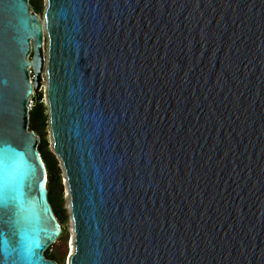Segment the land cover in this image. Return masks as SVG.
<instances>
[{
    "label": "water",
    "instance_id": "obj_1",
    "mask_svg": "<svg viewBox=\"0 0 264 264\" xmlns=\"http://www.w3.org/2000/svg\"><path fill=\"white\" fill-rule=\"evenodd\" d=\"M45 69L70 264H264V0H0V264H57Z\"/></svg>",
    "mask_w": 264,
    "mask_h": 264
},
{
    "label": "rangeland",
    "instance_id": "obj_2",
    "mask_svg": "<svg viewBox=\"0 0 264 264\" xmlns=\"http://www.w3.org/2000/svg\"><path fill=\"white\" fill-rule=\"evenodd\" d=\"M31 11L39 15L44 21V14L48 6V0H29ZM48 41V40H47ZM45 41L44 55H47L48 45ZM42 85L35 93L34 107L29 112L35 116L29 121V130L34 129L39 137L40 153L43 155L48 167V189L51 190L50 200L54 213L62 226V233L50 248L45 252L47 259L57 262V264H68L71 254V243L73 239L72 228L75 230L72 218L71 195L69 194V184L63 162L54 149V140L50 127V114L47 99V75L46 69L42 75ZM39 107V114L36 113ZM52 180L50 183V179ZM69 196H68V195ZM70 197V198H69ZM75 236V232H74ZM75 246V237H74Z\"/></svg>",
    "mask_w": 264,
    "mask_h": 264
},
{
    "label": "snow or ice",
    "instance_id": "obj_3",
    "mask_svg": "<svg viewBox=\"0 0 264 264\" xmlns=\"http://www.w3.org/2000/svg\"><path fill=\"white\" fill-rule=\"evenodd\" d=\"M6 177H7V170L2 164H0V190H2L4 185L6 184ZM37 247H38V244H37ZM28 252L30 256L35 255V252L32 248H29Z\"/></svg>",
    "mask_w": 264,
    "mask_h": 264
},
{
    "label": "trees",
    "instance_id": "obj_4",
    "mask_svg": "<svg viewBox=\"0 0 264 264\" xmlns=\"http://www.w3.org/2000/svg\"><path fill=\"white\" fill-rule=\"evenodd\" d=\"M39 111H42L41 109L39 110V107L37 108V110H36V113H38L39 114ZM31 113V112H30ZM35 116V112L33 113V114H30V119H31V117L33 118ZM30 130H34V129H30ZM38 149H39V151H40V147L38 146ZM41 152V151H40ZM42 159H43V162H44V164H45V166H46V169H47V172H49L50 170H49V167H48V165H47V163H46V161H45V159H44V157H43V155H42ZM51 180H52V176H51V179H50V183H51ZM49 188V187H48ZM49 190V194H48V198H49V201H50V203H51V200H50V195H51V190L50 189H48Z\"/></svg>",
    "mask_w": 264,
    "mask_h": 264
},
{
    "label": "bare ground",
    "instance_id": "obj_5",
    "mask_svg": "<svg viewBox=\"0 0 264 264\" xmlns=\"http://www.w3.org/2000/svg\"><path fill=\"white\" fill-rule=\"evenodd\" d=\"M45 41H47V37H46V39H45ZM45 46H46V44H44V49H45ZM47 57V56H46ZM45 165V164H44ZM45 168H46V166H45ZM46 178H47V180H48V173H47V169H46ZM70 194V193H69ZM68 195V194H67ZM69 196V195H68ZM70 198V197H69ZM60 223V222H59ZM74 225V224H73ZM61 228H62V226H61ZM74 232H75V230L72 228V233H73V239H72V243H71V254H70V257H69V260H70V258H71V256H72V254H74V252H75V246H74ZM70 262V261H69ZM68 262V264H70Z\"/></svg>",
    "mask_w": 264,
    "mask_h": 264
},
{
    "label": "built area",
    "instance_id": "obj_6",
    "mask_svg": "<svg viewBox=\"0 0 264 264\" xmlns=\"http://www.w3.org/2000/svg\"><path fill=\"white\" fill-rule=\"evenodd\" d=\"M29 72H30V77H31V82L33 83V72L31 71V69L29 68ZM35 91L33 92V95L30 97L29 99V112L32 111L33 107H34V98H35Z\"/></svg>",
    "mask_w": 264,
    "mask_h": 264
}]
</instances>
